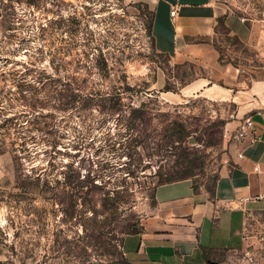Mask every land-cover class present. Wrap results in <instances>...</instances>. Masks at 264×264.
<instances>
[{
  "label": "rangeland",
  "instance_id": "1",
  "mask_svg": "<svg viewBox=\"0 0 264 264\" xmlns=\"http://www.w3.org/2000/svg\"><path fill=\"white\" fill-rule=\"evenodd\" d=\"M228 2L249 37L177 62L151 0L0 1V264H139L159 185L213 191L264 92V0ZM248 234L219 264H264V211Z\"/></svg>",
  "mask_w": 264,
  "mask_h": 264
},
{
  "label": "crops",
  "instance_id": "2",
  "mask_svg": "<svg viewBox=\"0 0 264 264\" xmlns=\"http://www.w3.org/2000/svg\"><path fill=\"white\" fill-rule=\"evenodd\" d=\"M151 2L157 48L177 62L205 58L220 20L231 34L249 37L243 16L226 4ZM174 7L178 12L172 16ZM250 105L244 113L254 127L245 138L234 141L230 162L211 193L196 189L189 180L156 188L155 211L127 239L129 256L139 264H219L229 254L250 252L248 221L264 211V92Z\"/></svg>",
  "mask_w": 264,
  "mask_h": 264
},
{
  "label": "built area",
  "instance_id": "3",
  "mask_svg": "<svg viewBox=\"0 0 264 264\" xmlns=\"http://www.w3.org/2000/svg\"><path fill=\"white\" fill-rule=\"evenodd\" d=\"M210 2H220L223 4H226L231 7L229 4L228 0H209ZM178 12V8L174 7L171 11V15L175 16ZM243 21H245V18H242ZM254 127V122L251 118H247L243 124L240 126V129L238 130V133L235 135L236 140H240L245 138L248 133L253 129Z\"/></svg>",
  "mask_w": 264,
  "mask_h": 264
},
{
  "label": "trees",
  "instance_id": "4",
  "mask_svg": "<svg viewBox=\"0 0 264 264\" xmlns=\"http://www.w3.org/2000/svg\"><path fill=\"white\" fill-rule=\"evenodd\" d=\"M220 22H222V20H220ZM223 23V22H222Z\"/></svg>",
  "mask_w": 264,
  "mask_h": 264
}]
</instances>
